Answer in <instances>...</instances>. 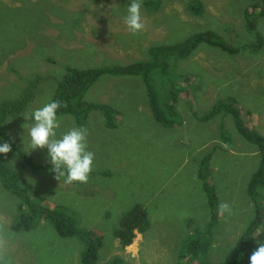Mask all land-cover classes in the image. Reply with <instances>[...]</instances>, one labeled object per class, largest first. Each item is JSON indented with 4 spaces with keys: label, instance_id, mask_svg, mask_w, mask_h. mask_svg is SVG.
<instances>
[{
    "label": "rangeland",
    "instance_id": "374dc122",
    "mask_svg": "<svg viewBox=\"0 0 264 264\" xmlns=\"http://www.w3.org/2000/svg\"><path fill=\"white\" fill-rule=\"evenodd\" d=\"M146 1L143 0L141 8L145 27L133 35L124 23L131 0H0V97L17 98L22 87H27L26 78L35 74L42 77L34 90L33 109L19 117H9L5 122L6 139L0 143L9 142L12 151L7 155L0 154L1 160L15 174L25 176L33 197L41 194L42 198L67 209L83 234L82 237H63L52 220L45 218L42 221L40 217L31 221L26 230L12 229L13 224L22 221L23 208L19 195L8 190L0 178V264H82L81 253L88 233L101 239L99 264H198V261L200 264H226L229 248L251 222L248 215L252 219L256 207L245 183L254 173L250 168L249 153L256 145L252 144L246 151L236 145L235 149L242 156H234L215 146L218 145V118L201 126L204 137L211 139L207 145L208 140L204 142L197 138L196 130L190 131L188 125L193 119V110L205 113L218 100L233 101L241 114L248 115L252 125L264 135V44L258 52L241 48L242 44L256 40L255 34L245 28L244 12L250 1L200 0L204 6L201 16L189 12L188 3L192 0H162L161 8L155 10L148 8ZM257 25L264 43V16L257 17ZM201 31H214L240 49L229 53L201 43L191 56L175 60L173 78L180 92L177 91L174 102L170 101L174 111L164 115L165 120L175 126V132H169L175 142L168 154L158 160L160 177L148 192L162 185L177 188L175 192L183 201L181 215L165 221L157 220L154 215L155 225L146 231L148 235L140 233L133 245L123 248L114 232L120 228V216L126 209L105 211L95 210L87 204H72L71 187H67L64 177L56 179L48 150L30 151L28 129L33 121L25 120L23 116L48 103L56 87V78H62L67 67L89 69L128 65L149 57L147 51L151 45L175 44ZM159 80L156 78L154 84ZM165 98V94L161 95L162 101ZM150 100L141 75H103L89 85L83 95L84 102L109 106L115 124L136 117L152 124L151 135L147 136L144 127L136 137L145 136L148 141L160 144L163 140L161 129L148 117L152 115ZM223 115L228 134L232 132L233 139L238 141L232 115ZM58 119V138L74 126L87 128L89 150L98 155L92 171L103 166L105 159H100L103 143L99 145V137L109 146L113 147V142L106 134L98 135L93 129L107 124L105 111L91 110L80 118L64 114ZM78 120H82L81 123ZM184 121L188 123L183 124ZM123 133L127 136L130 132L123 130ZM181 137H184L183 144ZM132 143L141 145L137 139L126 145L132 146ZM18 150L29 154L35 163L50 167L30 168ZM209 152L211 158L205 174L214 193L215 208L227 202L231 213L225 212L219 218L217 211L214 218L212 212L211 221L203 226L200 224L204 208L202 200L189 203L184 198L195 193L194 199H205L201 190L204 180L200 177V164ZM190 166L196 169H190ZM89 179L82 184V190L89 189ZM260 192L259 200L262 199L264 207V186ZM243 207L247 212L242 211ZM113 216L117 217L116 221L106 220ZM204 230L209 236L203 235L201 246L186 253L188 239L203 234ZM259 231H264V224ZM257 240L264 242V232L257 236L251 254L258 247ZM179 245H184L182 256H177Z\"/></svg>",
    "mask_w": 264,
    "mask_h": 264
},
{
    "label": "trees",
    "instance_id": "16d2710c",
    "mask_svg": "<svg viewBox=\"0 0 264 264\" xmlns=\"http://www.w3.org/2000/svg\"><path fill=\"white\" fill-rule=\"evenodd\" d=\"M249 6L245 9V28L249 32L255 34V41L242 44V49H249L254 52L261 50L263 43L262 33L258 30L257 17L264 16V0H248ZM162 0H147L146 6L148 8L160 9ZM188 10L190 13L201 16L204 14V6L200 0H192L188 3ZM201 43H206L211 46L219 47L229 53L238 52L235 45L229 43L226 39L214 31H201L192 34L185 40L175 44H156L148 48L149 57L144 60H137L128 65H117L113 67H100L80 69L67 67V72L62 78H56V87L54 93L49 98L48 103L54 100H59L62 106L57 110V116L64 114H74L77 118L86 116L91 110L101 109L107 114V125L112 127L116 124L112 119V110L106 104L84 102L83 95L88 86L97 81L103 75H141L149 90L151 110L160 123L164 125H171L165 120L164 115L172 113L174 107L170 101L173 102L177 98V91L180 89L175 85L173 78V66L176 59H185L197 49ZM160 78L159 83L154 84L155 79ZM42 77L38 74L33 77L26 78V88L20 92L17 98L0 97V142L6 139L5 122L9 117H19L26 111L33 109L31 103L34 99L38 83ZM172 83V85H171ZM165 94V100H161V95ZM173 98V99H171ZM67 106L64 107L63 105ZM233 101H217L205 113H197L193 110L194 117L200 122L210 121L213 118L220 117L219 133L222 141L230 145L233 142V134L227 132L226 122L223 114H231L234 120V130L237 135L252 144H255L260 151V162L257 169L252 174L248 182V192L254 201L256 211L253 218L248 223L245 230L242 232L237 242L229 248L226 255V264H248L251 250L257 237V232L264 224V207L262 205L260 189L264 186V135L256 130L248 119V115L241 114L240 110L234 105ZM237 105V104H236ZM167 112V113H166ZM82 120H78L81 123ZM176 123V121H174ZM172 123V124H175ZM115 124V125H114ZM179 124V123H176ZM15 147V146H14ZM22 158L29 165L30 168L37 170L39 168H49L50 165H40L35 163L29 154L23 150H18ZM211 158V153H207L201 160V177L204 180V188L209 195L211 206L213 208L214 218L218 209L215 208V197L213 190L208 184V177L205 174V169ZM0 157V178L3 185L10 191L19 195L22 205V212L17 223L12 225V229H28L31 221L38 217L42 219H50L56 227V230L63 237H82L80 229L76 224V220L70 216L67 209L58 206L48 205L40 194L32 196L29 191V184L23 174H15L8 167L6 162L2 161ZM94 171V170H93ZM92 171V172H93ZM91 172V173H92ZM79 184V182H74ZM260 192V193H259ZM26 211L24 213L23 211ZM121 226L116 229L114 236L119 239L121 246L124 248L132 244L136 231L145 233L151 226V220L147 210L141 203L127 208L121 215ZM25 229V230H26ZM205 233L194 235L188 239L185 251L190 254L192 251L201 246V238L208 236ZM85 249L81 253L82 264H99V249L102 246L101 239L97 236L87 234ZM204 246V245H203ZM203 246L200 248L202 250ZM183 251V250H182ZM200 264V261H198Z\"/></svg>",
    "mask_w": 264,
    "mask_h": 264
},
{
    "label": "crops",
    "instance_id": "0c3cea01",
    "mask_svg": "<svg viewBox=\"0 0 264 264\" xmlns=\"http://www.w3.org/2000/svg\"><path fill=\"white\" fill-rule=\"evenodd\" d=\"M149 110L151 111L150 108ZM151 114L152 115L148 116L149 121H156L158 127L161 129L160 134L163 137V140L160 142V144H154L153 142L148 141L145 136L142 138L136 137V133L138 131H143L144 127H146L148 131L147 136L151 135L150 130L153 128L152 124H147L140 117H136V119L128 122L120 121L111 128L107 124H102L99 128L93 129L98 135L106 134V136H108L113 142V147L116 148V150H114L112 146L104 143L101 137H99V145L103 143V147L100 146L103 153L101 154L100 159H105V163L103 166L99 165L97 169L90 173L89 189L82 190L83 183L68 184L67 187H71L69 195H71L72 204L81 206L87 204L93 207L95 210L102 209L105 211H121L122 209L131 208L137 203H141L147 210L151 220V226L149 229H152V227L155 225L154 221L156 220L153 218L154 215H156L157 220L159 221L177 218L181 215L180 204H182L183 201L181 200V197L175 192V190H178L177 188L165 187L162 185L158 186L152 192H148V190L157 182L160 177L158 172L160 168L157 166L158 160L162 158L163 154H168L169 148L175 142V137L171 139L169 136L170 131L175 132V126H164L162 123L155 120L152 111ZM191 114L193 119L189 121V123L188 121H184L183 124L188 123L189 130L191 131L192 129H195L196 134L194 132L193 133L196 135V137L206 142L208 139L204 137V131L202 130L201 126L207 124L208 121L200 122L194 117L193 111ZM216 118H218L221 122L220 117ZM219 125L217 136L218 145L215 146L222 148L228 154L242 156L239 151L235 149L236 145L237 147H242L243 150L246 151L252 145V143L241 139L239 137L240 135L238 136V133L236 132L238 141L233 139V142L230 145H227L226 142L222 141L220 137ZM123 130H129V135L125 136ZM100 131L103 132L99 134ZM133 139H137L141 145L136 146L132 143V146H127L126 143ZM210 140H208L205 145H207ZM180 141L183 144L184 137H181ZM253 150L254 151L249 153V156L252 159L250 164L252 172L257 169L260 162L259 149L257 146H255ZM93 152L95 153L94 159L96 161L98 155L94 150ZM192 168H194L193 170L196 169L195 166H190V169ZM38 178H41V176H38ZM249 180L247 178L245 187H247ZM188 190L194 189L189 188ZM201 190L203 192L202 196L205 197V199H200V197L194 199L195 193H191L189 197L184 198V201H188L189 203H193L195 201L198 203L200 200H202L204 208L203 215L200 219V224L206 226L211 221L213 208L211 206L209 195L206 192L204 186L201 188ZM217 196L218 198L220 197L218 194ZM43 200L50 206H58L57 202H49L47 199H45V197ZM245 202L248 204L247 198H245ZM242 211L247 212V209L243 207ZM218 217L220 218L221 214H218ZM248 218L250 221L251 218L249 215ZM116 219L117 217L113 216V218L106 220L116 221ZM42 221H45V219H42ZM140 233L141 232L136 231V236L141 234L148 235V232ZM207 235L209 236V233ZM183 247L184 245L178 246L177 256H182Z\"/></svg>",
    "mask_w": 264,
    "mask_h": 264
},
{
    "label": "clouds",
    "instance_id": "9594fccd",
    "mask_svg": "<svg viewBox=\"0 0 264 264\" xmlns=\"http://www.w3.org/2000/svg\"><path fill=\"white\" fill-rule=\"evenodd\" d=\"M142 6L143 0H131L127 6L124 23L133 35L145 27L141 15ZM61 106V101L54 100L23 116L25 120L33 121L28 129L30 151L45 148L48 150L52 171L56 174L57 180L64 177L67 184L87 183L95 158V153L89 150L88 130L85 127L74 126L58 138L57 129L60 127V121L57 110ZM11 151L9 142L0 143V154L7 155ZM29 179L34 183V180ZM218 211L219 214L231 213V207L227 202H222L218 206ZM261 232L264 231H258L255 237ZM257 244L258 247L249 257L250 264H264V242L257 240Z\"/></svg>",
    "mask_w": 264,
    "mask_h": 264
}]
</instances>
